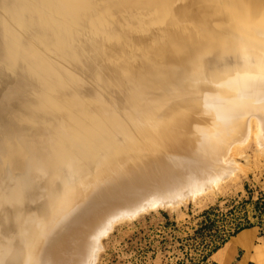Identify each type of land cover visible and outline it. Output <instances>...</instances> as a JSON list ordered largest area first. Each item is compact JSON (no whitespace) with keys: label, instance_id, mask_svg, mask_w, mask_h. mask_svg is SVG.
I'll list each match as a JSON object with an SVG mask.
<instances>
[{"label":"bare ground","instance_id":"6f19581e","mask_svg":"<svg viewBox=\"0 0 264 264\" xmlns=\"http://www.w3.org/2000/svg\"><path fill=\"white\" fill-rule=\"evenodd\" d=\"M251 141L264 0H0V264H97L117 224L214 191Z\"/></svg>","mask_w":264,"mask_h":264},{"label":"rangeland","instance_id":"374dc122","mask_svg":"<svg viewBox=\"0 0 264 264\" xmlns=\"http://www.w3.org/2000/svg\"><path fill=\"white\" fill-rule=\"evenodd\" d=\"M236 162L241 169L214 191L174 209L148 211L135 217L136 220L122 222L103 240L97 264H188L186 255L193 257L195 253L185 239L198 228L205 210L217 208L225 214L249 195L255 201L264 194V152L251 141L239 151ZM246 209L253 223L250 205ZM230 229L232 225L227 224L226 236L232 232ZM252 230L256 243L264 242L259 229ZM220 252L221 249L211 256L209 264H222L218 261ZM241 255L239 252L232 264H238Z\"/></svg>","mask_w":264,"mask_h":264},{"label":"trees","instance_id":"16d2710c","mask_svg":"<svg viewBox=\"0 0 264 264\" xmlns=\"http://www.w3.org/2000/svg\"><path fill=\"white\" fill-rule=\"evenodd\" d=\"M251 207V218H248L246 206ZM200 218L202 221L198 228L188 236L185 241L187 246L193 249V257L186 255L188 264H209V259L215 254L230 238L235 237L244 230L254 227L259 229V237H264V194L254 201L249 195L248 199L231 206L225 214L220 213L217 208L205 210ZM232 225V232L225 235L226 225ZM230 228V227H229Z\"/></svg>","mask_w":264,"mask_h":264},{"label":"crops","instance_id":"0c3cea01","mask_svg":"<svg viewBox=\"0 0 264 264\" xmlns=\"http://www.w3.org/2000/svg\"><path fill=\"white\" fill-rule=\"evenodd\" d=\"M220 249V260L216 258L217 256L213 257L222 264H232L239 252L242 255L238 264H264V242L256 243V235L252 229L244 230L232 237Z\"/></svg>","mask_w":264,"mask_h":264},{"label":"water","instance_id":"95a60500","mask_svg":"<svg viewBox=\"0 0 264 264\" xmlns=\"http://www.w3.org/2000/svg\"><path fill=\"white\" fill-rule=\"evenodd\" d=\"M142 215H143V214H142ZM139 216H141V215H139ZM139 216H138V217H139ZM138 217H137V218H138ZM137 218H136V219H137ZM136 219H134V220H136ZM134 220H133V221H134ZM120 224H121V223H120ZM120 224H117V225L113 228V230H114L118 225H120ZM113 230L108 234V236L113 232Z\"/></svg>","mask_w":264,"mask_h":264}]
</instances>
